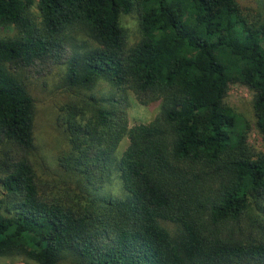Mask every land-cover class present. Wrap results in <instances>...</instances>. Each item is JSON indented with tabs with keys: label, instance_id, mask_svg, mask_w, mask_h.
<instances>
[{
	"label": "trees",
	"instance_id": "trees-1",
	"mask_svg": "<svg viewBox=\"0 0 264 264\" xmlns=\"http://www.w3.org/2000/svg\"><path fill=\"white\" fill-rule=\"evenodd\" d=\"M0 23L16 29L0 37V257L264 264V1L0 0ZM54 67L80 93L60 109L66 147L47 179L24 79ZM98 80L111 92H86ZM232 83L252 92L261 149L224 101ZM128 94L159 102L152 120L128 127Z\"/></svg>",
	"mask_w": 264,
	"mask_h": 264
},
{
	"label": "rangeland",
	"instance_id": "rangeland-1",
	"mask_svg": "<svg viewBox=\"0 0 264 264\" xmlns=\"http://www.w3.org/2000/svg\"><path fill=\"white\" fill-rule=\"evenodd\" d=\"M264 0H241L242 3L254 6L257 2ZM35 12L36 9L33 7ZM136 12L123 15L121 23L125 29L126 42L133 43L139 38L138 17ZM16 34V29L12 25L0 23V37H11ZM25 85L34 103L33 116V137L35 143L34 158L38 162L37 171L43 177L49 179L58 173L56 168V157L65 149L66 139L60 125V109L66 103L77 99L79 90L71 92L63 82L62 69L54 67L52 71L43 77H26ZM86 92L93 95L107 94L111 92L110 87L103 80H98L97 84ZM127 108L128 127L137 123H147L156 115L159 102L154 101L146 105L138 103L131 94ZM225 103L231 106L244 120L247 129L249 143L255 149H261L260 136L255 127V118L252 111V92L243 85L229 84ZM128 138L123 136L118 143L116 154L119 155L127 146ZM105 190L120 195V187L116 175L106 183ZM1 193V188H0ZM23 259L19 255H8L0 257V263H22Z\"/></svg>",
	"mask_w": 264,
	"mask_h": 264
}]
</instances>
